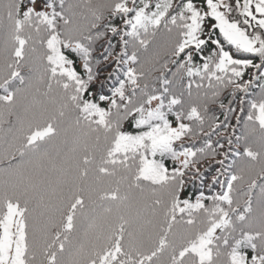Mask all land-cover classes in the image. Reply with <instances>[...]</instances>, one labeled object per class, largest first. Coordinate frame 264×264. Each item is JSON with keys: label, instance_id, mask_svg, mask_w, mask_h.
Returning <instances> with one entry per match:
<instances>
[{"label": "snow or ice", "instance_id": "6c2138e0", "mask_svg": "<svg viewBox=\"0 0 264 264\" xmlns=\"http://www.w3.org/2000/svg\"><path fill=\"white\" fill-rule=\"evenodd\" d=\"M28 4L0 0V264H264V0Z\"/></svg>", "mask_w": 264, "mask_h": 264}, {"label": "trees", "instance_id": "16d2710c", "mask_svg": "<svg viewBox=\"0 0 264 264\" xmlns=\"http://www.w3.org/2000/svg\"><path fill=\"white\" fill-rule=\"evenodd\" d=\"M39 2L42 4L43 0H39ZM174 2H179V0H174ZM194 2H195L196 6L198 8L203 6V0H194ZM27 4H28V0H24V6L25 7H26ZM115 23L117 25H120V24H122V21L117 19L115 21ZM211 23H212L211 21L206 22V31H207L208 28L211 27ZM216 35H218V33H216ZM213 38H215V36ZM117 40H118V38L114 39L113 43L116 44ZM103 42H106V41H99L95 47H99L100 44L101 45L103 44ZM213 47H214L213 45L209 44L204 50V55L210 54V52H211ZM118 50H119V48L117 46L116 51H118ZM102 51H103V48L101 50L96 51L97 55H94L95 53L93 54V63H94V65L96 64V59L101 56ZM233 55L236 56L237 58L253 59L255 63H259L260 62L258 57L245 56L244 54H236L234 52V50H233ZM70 57L75 59V57L71 56V54H70ZM101 60H100V62H101ZM196 60H197V63L201 62L199 60V57H197ZM109 63H111V61H104V63L99 64L98 67H96L97 72H96V69H94V72L97 73V78L94 80L93 84L91 85V89L90 90L92 92L96 93L97 95H99V94L110 95V89H111L112 84H113V82L115 80V77L113 76V77L110 78L109 77V73L112 71L113 68L110 67L109 69L107 68L104 71H100L103 68L109 67L108 66ZM76 68H77L78 72H82V69H81L80 64H79L78 61H77V64H76ZM254 72H256L255 69H247V70H245L244 80L251 79V76H252V74ZM154 75H158V73H154ZM260 83H261V81L259 79L254 81L253 82V86L250 87V89H249L250 95L249 96H245V104H244L245 111L244 112H240L241 105L239 103L240 97L244 95L243 93H237L235 98H233L232 95H231V89H228V90H225L221 94V96L219 98V102H222L225 105L226 108L229 107V106L234 108L235 112L230 114V120L228 121L230 127L228 129V132L222 134L219 137H217V136H213L212 137V140L214 142V146H215V141L217 139H219L221 142L225 143V150L227 149L226 137L232 131V127L231 126H235L236 125V116L237 115L241 116L242 118L246 115V112H247V100L255 98L256 93L261 90L260 87H259ZM219 102L216 105L213 106V110L216 112V115H218L220 117V119L223 120L224 116H223L222 110L219 108ZM102 106L106 107L107 105L103 104ZM5 128H7V125H5ZM124 130L133 131V129H131V127H130V123L129 122L125 123ZM237 134H239V131L237 132ZM197 146H202V144L200 142H197ZM0 156H2V151H0ZM220 158L221 157H217V159H220ZM228 162H230V161H226V163H228ZM167 163L169 165H171V161H168ZM209 165H211V166L209 167ZM3 166H4L3 163L0 162V167H3ZM218 167H219V165H217L214 161H205V162H203V164L201 166V173H202V175L204 177V180H203V185H204L203 191H205L206 194H208V184H209L212 176H214L216 174V169ZM201 183H202V181L199 178L189 180L188 184L186 185L184 193H182V198H189L190 197L191 199L194 200L196 195L198 194V192L201 190V187H200ZM218 189H219V186L217 185L213 189V191H217ZM246 251H248V254L250 256L251 255L250 250H246Z\"/></svg>", "mask_w": 264, "mask_h": 264}, {"label": "rangeland", "instance_id": "374dc122", "mask_svg": "<svg viewBox=\"0 0 264 264\" xmlns=\"http://www.w3.org/2000/svg\"><path fill=\"white\" fill-rule=\"evenodd\" d=\"M27 6H30V5L27 4L26 7H27ZM41 6H42V4L39 2V0H37V5H36L37 9L39 10V8H40ZM105 43H106V42H103V44H105ZM101 49H102L101 44H100L99 47H96V51L101 50ZM96 51L94 52L95 54L93 53L94 55H97V52H96ZM101 63H104V60H101V62H100L99 64H101ZM99 64H95V65H94V69H96V67H98ZM108 66H109V67L103 68V69L100 70V71H104L105 69H107V68L109 69L110 67L113 68V67H114V64L109 63ZM96 72H97V69H96ZM260 92H261V90H260L259 92L256 93L255 98H253V99H258V98L260 97ZM222 93H223V92H222Z\"/></svg>", "mask_w": 264, "mask_h": 264}]
</instances>
